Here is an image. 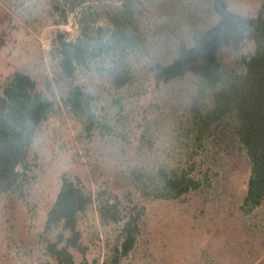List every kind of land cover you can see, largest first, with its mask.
<instances>
[{
  "label": "rangeland",
  "instance_id": "rangeland-1",
  "mask_svg": "<svg viewBox=\"0 0 264 264\" xmlns=\"http://www.w3.org/2000/svg\"><path fill=\"white\" fill-rule=\"evenodd\" d=\"M135 2L148 52L134 59L135 84L116 90L95 66L66 79L53 58L61 35L77 38L83 13L108 23L109 0H72L69 6L61 0H0V87L21 72L56 103L33 145L29 184L0 198V264H58L48 248L68 247L71 236L61 223L48 230L47 221L64 177L93 198L78 222L86 253L68 247L75 264H113L122 248L124 224L101 219L108 202H120L129 215L142 213L137 245L121 264H264V204L243 210L251 164L238 138L222 127L200 147L190 133L199 79H155L157 65L172 63L180 45L193 46L195 36L218 22L212 0ZM227 2L242 15L264 11V0ZM254 51L247 41L240 50L224 49L220 59L225 69L241 72ZM78 86L99 99L112 134L88 136L72 114L66 100ZM114 98L122 107L111 104ZM163 167L181 169L202 187L178 201L154 198L153 174Z\"/></svg>",
  "mask_w": 264,
  "mask_h": 264
},
{
  "label": "trees",
  "instance_id": "trees-1",
  "mask_svg": "<svg viewBox=\"0 0 264 264\" xmlns=\"http://www.w3.org/2000/svg\"><path fill=\"white\" fill-rule=\"evenodd\" d=\"M69 6L72 0H61ZM108 23L92 22L83 13L78 21L74 41L61 35L53 51L62 75L69 80L82 70L95 69L116 90L135 84L134 59L147 53V38L141 30L135 0H109ZM218 22L201 35L193 46L178 48L177 58L156 67L159 84L194 75L200 81L190 113V133L203 147L222 127L231 130L242 145L251 164V177L243 210L251 213L264 204V11L252 17L233 12L227 0H212ZM75 7L72 9L74 10ZM65 22L68 17L64 13ZM247 41L255 45L253 55L244 61L241 72L224 68L220 53L232 47L240 50ZM72 114L83 122L91 136L97 131L112 134L113 127L101 114V102L82 87L72 89L66 100ZM111 104L122 107L118 99ZM56 103L39 90L30 76L16 72L9 84L0 87V198L22 191L30 182V157L41 127L55 114ZM145 144L148 141L144 139ZM154 198L178 201L198 191L202 182L181 169L160 168L153 174ZM93 198L78 183L63 178L58 198L48 214L47 229L63 224L71 238L68 247L85 254L78 229L79 216L86 213ZM104 223H123V244L113 264H121L135 249L141 234L142 213H124L120 202L101 207ZM60 240H63L61 237ZM50 245V255L58 264H75L69 248Z\"/></svg>",
  "mask_w": 264,
  "mask_h": 264
}]
</instances>
